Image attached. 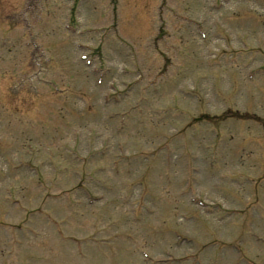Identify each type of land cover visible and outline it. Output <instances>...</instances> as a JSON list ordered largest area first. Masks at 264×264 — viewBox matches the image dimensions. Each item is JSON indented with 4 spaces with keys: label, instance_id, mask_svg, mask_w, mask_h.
Returning <instances> with one entry per match:
<instances>
[{
    "label": "rangeland",
    "instance_id": "374dc122",
    "mask_svg": "<svg viewBox=\"0 0 264 264\" xmlns=\"http://www.w3.org/2000/svg\"><path fill=\"white\" fill-rule=\"evenodd\" d=\"M0 126V264H264V0H0Z\"/></svg>",
    "mask_w": 264,
    "mask_h": 264
}]
</instances>
